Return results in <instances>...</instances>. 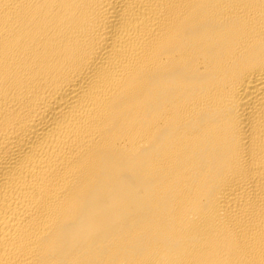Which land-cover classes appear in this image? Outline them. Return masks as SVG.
<instances>
[{"label":"bare ground","instance_id":"bare-ground-1","mask_svg":"<svg viewBox=\"0 0 264 264\" xmlns=\"http://www.w3.org/2000/svg\"><path fill=\"white\" fill-rule=\"evenodd\" d=\"M0 264H264V0H0Z\"/></svg>","mask_w":264,"mask_h":264}]
</instances>
